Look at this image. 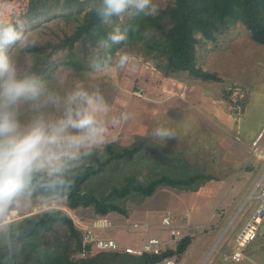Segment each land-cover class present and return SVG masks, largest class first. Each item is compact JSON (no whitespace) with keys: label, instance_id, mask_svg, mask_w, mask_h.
<instances>
[{"label":"rangeland","instance_id":"1","mask_svg":"<svg viewBox=\"0 0 264 264\" xmlns=\"http://www.w3.org/2000/svg\"><path fill=\"white\" fill-rule=\"evenodd\" d=\"M86 1L81 10L64 9L29 22L24 15L29 0H0V16L14 14L21 24L17 31L29 40L35 38L32 47L17 42L1 51L15 63L18 75L32 68L37 59L49 60L54 68L41 75L46 89L38 98L17 104L20 125L23 127L37 118L54 122L62 117L69 95L78 86L89 92L99 91L109 109L101 117L105 124L104 143L91 148H100L109 141L129 146L147 137L160 154L151 157V163L165 170L180 166L188 174L212 176L200 180L202 184L196 191L165 186L142 202H129L128 216L117 212L106 214L113 225L114 221L116 224L126 221L129 228L112 227L102 235L124 246L137 247L149 236H158L163 244H169L172 237L162 219L167 216L173 225L183 227L180 232L185 236L188 224L183 220L187 218V222L190 219L189 223L205 228L189 232L196 243L193 249L205 245L197 257L196 254L193 257V250L183 256L174 255L178 264H264V229L244 248L241 261L224 259L232 235L262 202L261 197H247L264 171V160L254 154L252 144L264 128V45L254 41L241 23L223 30L214 41L201 37L197 45L199 64L216 71L222 78L218 81L202 80L186 71L165 74L156 65L154 53L146 54L140 43L122 45L106 63L93 68L110 50L100 47L91 54L89 67L77 71L67 62L66 49H56L55 45L75 29L77 17L88 9ZM172 1L153 0L155 13ZM132 17L118 18L114 28L130 23ZM107 21L112 23L113 19ZM121 52L128 53L130 61L124 68H117L116 59ZM230 84H238L244 96H232L244 99L243 103L235 104L225 96ZM75 103L72 102V107ZM121 113H126L127 119H122ZM157 125L167 127L172 137L153 138L151 131ZM259 145L264 149V130ZM91 148L81 146L78 152ZM145 164H140L142 173L150 174ZM263 188L264 185L259 186L253 194L259 195ZM51 208L67 211L83 231L84 224L99 217L92 208H69L63 197L44 198L20 192L12 201L0 204V232L8 223ZM135 223L139 226L135 227ZM143 223L150 229L144 231Z\"/></svg>","mask_w":264,"mask_h":264},{"label":"trees","instance_id":"2","mask_svg":"<svg viewBox=\"0 0 264 264\" xmlns=\"http://www.w3.org/2000/svg\"><path fill=\"white\" fill-rule=\"evenodd\" d=\"M85 1L29 0L24 15L29 22H34L64 9L81 10ZM87 1L88 9L77 17L75 29L55 45L56 49H66V60L77 71L89 67L91 54L102 47L99 41L106 39L118 22L117 17H111L113 22L109 23L97 15L93 6L99 0ZM15 21L18 30L21 24ZM238 23L246 27L254 41L264 45V0H173L158 13L139 14L122 25V31L127 28L126 39L116 44L109 41L110 50L98 63L103 65L105 58L110 59L124 44L140 43L146 48V54L154 53L156 65L165 74L186 71L202 80L218 81L222 78L216 71L199 64L197 45L201 37L214 41L223 30ZM52 65L49 60L37 59L20 76L35 75L42 79L47 69L54 70ZM232 93L226 88L225 96L235 104L243 103L244 99L235 100ZM156 155L160 154L147 137L129 146L109 141L100 148L79 151L65 161L59 173L34 172L21 192L44 198L63 197L66 205L74 210L92 208L97 215L117 212L128 216L129 202H142L162 187L196 191L202 184L200 180L212 178L209 174H188L180 166L165 170L151 163V157ZM142 162L150 174L142 173ZM193 238L187 234L176 248L166 247L159 254H135L124 249L94 250L91 244H84L82 230L67 211L51 208L6 225L0 232V264H157L167 257L183 254Z\"/></svg>","mask_w":264,"mask_h":264},{"label":"clouds","instance_id":"3","mask_svg":"<svg viewBox=\"0 0 264 264\" xmlns=\"http://www.w3.org/2000/svg\"><path fill=\"white\" fill-rule=\"evenodd\" d=\"M93 10L108 19L152 15L156 6L153 0H99ZM17 26L14 14L0 16V49L17 42L28 47L35 44V38H25ZM126 32V27L122 31L117 26L99 43L108 47L109 41L112 44L124 41ZM129 61V54L121 52L115 66L124 68ZM92 67L99 68L100 64L94 63ZM45 89L46 84L39 77L18 75L15 63L0 52V204L12 201L28 185L34 172L59 173L65 161L74 158L81 146L91 148L104 143L105 124L101 117L109 106L99 91L89 92L79 86L69 95L62 117L54 122L37 118L22 127L17 119V104L35 100ZM121 117L127 119V114L121 113ZM151 136L163 140L171 138L172 132L157 125Z\"/></svg>","mask_w":264,"mask_h":264},{"label":"built area","instance_id":"4","mask_svg":"<svg viewBox=\"0 0 264 264\" xmlns=\"http://www.w3.org/2000/svg\"><path fill=\"white\" fill-rule=\"evenodd\" d=\"M228 89L232 90V94H235V96H244L243 92L239 91V86L237 85H230ZM235 100H237L236 97ZM263 130L264 128L253 140L252 144L254 146V154L257 155L260 159L264 160V149L261 148L259 145ZM263 180L264 171L247 197V199L261 197L262 202L258 205L252 217L248 219L245 224L237 231L234 238V245L232 251L224 253V259L227 261H241L245 256L244 248L250 242L255 240L258 237L260 231L264 229V188L259 195L253 194V191L256 188L264 185ZM162 223L167 226L170 230V236L172 237V240L175 243L173 248H176L179 240L183 237L181 236L180 230H176L172 227V219L167 216L162 219ZM187 224L188 225L186 226V234H189L192 229H197L199 231H204L205 229L202 225H193L189 222ZM134 225L135 227L139 226L137 223H135ZM142 226L144 231L150 229L149 225L146 223H143ZM112 227L114 228L115 226L109 221V218L106 216V214L99 215L98 218L94 219L91 223L87 225L84 224V231L82 230L84 244H91L94 250L124 249L128 252L135 254H142L144 252H152L159 254L166 248V245L162 243L161 239L158 236H149L147 240L141 241L137 247L124 246L120 244L116 239L107 235H102V233H104L106 229ZM128 228L129 227L127 226L126 229ZM157 264H177V261L175 256H171L165 258L162 262Z\"/></svg>","mask_w":264,"mask_h":264},{"label":"crops","instance_id":"5","mask_svg":"<svg viewBox=\"0 0 264 264\" xmlns=\"http://www.w3.org/2000/svg\"><path fill=\"white\" fill-rule=\"evenodd\" d=\"M124 217V216H123ZM186 220H187V218H186ZM185 219L183 220V223H188L189 222V220H188V222L186 221ZM116 221H114L113 223H114V225H115V228H124V229H126L127 228V226L129 227V225H128V223H126V221L125 222H122L121 224L120 223H115ZM173 223L175 224V221H173ZM190 223H192V222H190ZM172 227L173 228H175L176 230L178 229V230H180L181 231V229L183 228V227H178L176 224L175 225H173L172 224ZM240 229V228H239ZM235 233H237V232H235ZM235 233H234V235H235ZM234 235H232V237H231V239L229 240V242L227 243V245H228V247H227V250H224V253L225 252H229V251H231V249L233 248V245H234ZM210 237H212V235L210 236ZM229 238H227L226 239V241L228 240ZM194 240V239H193ZM193 240H192V242H191V244L189 245V247L187 248V250L183 253L184 255H186V254H190V252L193 250V257H195L194 255L196 254V257L198 256V254L200 253V251L203 249V247H204V245L205 244H201V245H198L196 248H194L193 249V246L196 244V243H193ZM226 241L224 242V245L226 244ZM174 243H173V240H170V238H169V244L167 243V244H165L164 243V245H166V247H173L174 245H173ZM225 249V248H224ZM189 252V253H188ZM183 254H182V256H183ZM193 261V260H192ZM178 264V263H177Z\"/></svg>","mask_w":264,"mask_h":264},{"label":"water","instance_id":"6","mask_svg":"<svg viewBox=\"0 0 264 264\" xmlns=\"http://www.w3.org/2000/svg\"><path fill=\"white\" fill-rule=\"evenodd\" d=\"M231 223V222H230Z\"/></svg>","mask_w":264,"mask_h":264}]
</instances>
